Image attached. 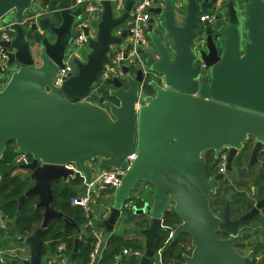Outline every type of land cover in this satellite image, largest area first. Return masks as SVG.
I'll use <instances>...</instances> for the list:
<instances>
[{"label": "water", "instance_id": "water-1", "mask_svg": "<svg viewBox=\"0 0 264 264\" xmlns=\"http://www.w3.org/2000/svg\"><path fill=\"white\" fill-rule=\"evenodd\" d=\"M156 1L143 29L148 43L141 57L124 60L131 31L121 26L134 0L125 1L118 17L111 0H100L85 59L71 55L75 70L55 86L53 75L75 45L73 21L81 18V8H72V0H0L2 26L12 34L0 39L7 56L0 63V157L11 142L16 153L31 156L28 164L17 166L28 171L22 179L33 183L18 196L16 214L31 195L43 208L40 225L17 236L29 248L22 264H43L41 233L52 218L75 227L69 254L74 262L80 228L55 208L51 182L80 173L79 189L86 191L101 169L111 167L125 172L120 185H103L110 202L102 220L107 231L114 229L135 186L152 185L150 199L131 209L149 217L148 225L137 229L144 238L139 264L153 257L169 199L181 220L170 242L187 233L193 247L182 264H246L251 258L234 240L251 219L263 216L264 196L258 193L254 205L234 219L229 200L213 211L208 193L224 175L209 177L201 153L213 150L217 156L228 147L230 170L233 155L251 135L256 142L248 165L237 175L257 161L264 144V0ZM204 12L212 16L199 21ZM113 47L123 50L124 59L100 80ZM12 66L7 79L3 73ZM93 94L96 101L87 99ZM133 152L129 164L126 156Z\"/></svg>", "mask_w": 264, "mask_h": 264}, {"label": "trees", "instance_id": "trees-1", "mask_svg": "<svg viewBox=\"0 0 264 264\" xmlns=\"http://www.w3.org/2000/svg\"><path fill=\"white\" fill-rule=\"evenodd\" d=\"M14 148V143L11 142L7 144L4 153L0 157V210L5 222H11L9 227H5L6 230L14 232L17 236H27L40 225L43 208L36 205L38 197L36 195H31L24 199L18 214H16L17 198L24 193L30 186V183L29 180H23L22 174L17 172L18 165L14 163V157L17 153L14 151ZM208 152L211 151L208 150ZM29 157L31 158L30 155ZM81 180L82 178L76 174L74 177H70L68 181H63L61 179L53 180L51 182V187L55 208L70 217L79 228H83L75 263L86 264L93 241L91 227L87 224L89 217L81 207L70 204V198L76 194L71 188V185L79 184ZM262 188L264 189V185ZM128 200H131L137 205L143 203L141 199H137L136 196L132 194ZM216 202L217 198L215 199V203ZM130 211L131 210L124 209L123 213L129 218L131 216ZM180 222L181 220L174 211L173 206L167 207L163 215V228L157 233L153 244L154 250L162 249V264H182L183 255H189L192 251L191 239L187 233L179 234L171 242L170 240L167 241L169 230ZM11 226L13 230H11ZM0 230H2V228ZM75 234V227L65 226L64 221L60 218H52L41 233V241L44 244L43 261L45 262L52 256H57L58 246L61 243L65 244V248L60 255L62 256V254H65V256H69L73 248ZM248 238V233H243L237 238V244L234 246L239 252H241V249L247 247L245 241L248 240ZM122 249L142 250L143 245L136 240L124 241L120 236L111 234L106 240L102 262L104 264H111L114 256L118 255ZM259 250H264L263 243H259L253 248L251 258L247 260L246 264H256ZM259 260V264H264L263 259L259 258ZM128 262L129 264H137V259L132 255L129 256ZM0 264H22V261L11 259Z\"/></svg>", "mask_w": 264, "mask_h": 264}, {"label": "built area", "instance_id": "built-area-1", "mask_svg": "<svg viewBox=\"0 0 264 264\" xmlns=\"http://www.w3.org/2000/svg\"><path fill=\"white\" fill-rule=\"evenodd\" d=\"M113 3V12L119 15L124 10V5L126 0H111ZM156 0H134L131 9L129 11L130 15V25L129 30L131 31V35L127 38L128 41V51L127 56L123 58V50L117 47H113L111 54L109 55V61L104 64L105 69L100 73V80H104L110 76V74L115 73L118 69V62L121 59L128 60L133 57L140 58L142 48L145 47L148 43V39L144 33V26H146L148 19L151 16V12L149 8L155 5ZM72 8L80 7L81 8V18H75L73 21V41L75 45L81 46L86 43L87 36L94 37V31L92 32L90 26L88 24L87 15L93 12L99 13L102 10V6L100 4V0H72L71 4ZM212 14L205 13L204 15L199 16V21H204L207 18H210ZM99 20V19H98ZM97 20V21H98ZM87 31V34H86ZM120 30H116V33H120ZM12 37V34L5 27L0 25V39L9 40ZM73 53L66 56L63 60V67H58L53 75V84L55 86L61 85L64 77H66L68 72L73 71L72 63H71V55ZM7 56L3 49L0 47V63L2 61H6ZM135 158V153H131L126 156L129 164ZM226 155L225 153H221L218 157V170H222L224 167ZM31 158L28 154L25 153H17L14 157V163L16 165H24L30 162ZM71 167V165H68ZM125 170L119 167H111V168H103L100 170V173L96 175L95 179L92 178L91 182L87 185V190L83 191L80 194L74 195L70 198V204L74 206H79L83 209L87 216L90 215L91 210V202L93 201L91 187L94 185V181L98 180L100 184L110 185V186H118L121 183V177L124 174ZM133 202L128 200L124 204V209L131 210ZM5 220L3 219V214L0 210V229L3 228ZM88 225L91 227V235L93 237V241L91 243V249L88 255V260L86 264H104L102 262L103 251L106 247V240H104L97 230H95L91 222L88 221ZM173 234V228H171L168 232L167 241L170 240ZM65 244L61 243L58 246V259H62L63 257L60 253L64 250ZM161 251L162 249H157L154 257L151 259L149 264H162L161 262ZM122 254H131L133 256H140L141 253L138 250H128L122 249ZM118 259V255H115L113 258V264ZM7 261V255L0 248V263H5Z\"/></svg>", "mask_w": 264, "mask_h": 264}, {"label": "flooded vegetation", "instance_id": "flooded-vegetation-1", "mask_svg": "<svg viewBox=\"0 0 264 264\" xmlns=\"http://www.w3.org/2000/svg\"><path fill=\"white\" fill-rule=\"evenodd\" d=\"M255 142V137L251 135H248L247 138L242 141L241 149L237 150L231 159L230 170L227 169V157L229 155L228 147H222L217 156H215L213 150H210L211 152L205 150L201 153L209 177L218 173L224 175L223 178L218 180L214 191L208 193L209 204L213 211H220L223 209L226 200H229L230 218L234 219L254 205L258 193H260V197L264 196V192H261L264 185V144L257 154V161L245 172L237 175L238 170L247 167L249 155ZM221 153H225L226 158L223 169L218 170V157ZM216 198L217 202L215 203ZM252 221H254V219H251L250 223H252ZM249 229V227L243 228L239 232L238 237L246 233ZM218 236L221 238L228 237L227 234L221 232H218ZM238 237L235 238L234 245L237 244Z\"/></svg>", "mask_w": 264, "mask_h": 264}, {"label": "crops", "instance_id": "crops-1", "mask_svg": "<svg viewBox=\"0 0 264 264\" xmlns=\"http://www.w3.org/2000/svg\"><path fill=\"white\" fill-rule=\"evenodd\" d=\"M111 3H112V1H111ZM156 4H157V2L155 3V5ZM112 11H113V3H112ZM205 13L206 12H204L201 15H204ZM113 15L115 17H118L121 14L117 15L116 13L113 12ZM129 25H130V15L128 13V17L125 19V22H124V24L121 27L122 28L123 27L129 28ZM122 28L119 29L120 30L119 32H121ZM72 67H73V71H74L75 70V67H74V64L73 63H72ZM87 99H89L90 101H96L97 100V97H96V100H93V97L92 96H90V98H87ZM88 163L91 164L90 161H88ZM91 167L92 168L94 167V164L93 163L91 164ZM17 172L20 173V174H22V175H25L26 173H28V171H26L25 169H21V168H18ZM77 174L82 178V180H81V182H79V184L71 185V188L76 193L75 195L80 194V193L83 192V191H81L79 189V186L83 182V177H82V175L80 173H77ZM69 178L70 177H68L67 180H65V181H68ZM29 183H30V186H31L33 182L31 180H29ZM143 186L146 187V185H144V184H143ZM135 188L133 189L134 193L132 191L131 194L134 195V196H136L137 199H141L142 201H144V200L147 201V200L150 199V196L147 194L148 191H146V192L143 191L144 189H141V185L140 184L137 185V187L135 186ZM132 205L133 206H137V207L142 206V204L141 205H137V204H134V203ZM91 207H92V202H91ZM167 207H169V204H167ZM91 211H92V208L90 210V215L88 216L89 217V220L88 221L91 222V224L93 225V227H95L94 229L98 231V233L100 234V236L104 240H107V238L111 234H116V235L120 236L124 241L136 240L138 243H140V244L143 245V249L142 250H138V251L141 253V255L144 253V238H143L142 235L139 234V232L137 231V229L143 228V227H145V226L148 225V222H149V217L148 216H146V215H140V214H135L134 211L131 210L130 211L132 213L131 216L129 218L125 216L126 218L124 217V219H123V223L127 224L128 227H129L128 230H124V231L119 232V230L116 231L115 229H113L112 231H107L106 228H105V226L102 224V220L107 216V210H105L102 213L101 218H98L96 215H94L93 213H91ZM262 213H263V216L260 219H254V221H252L251 225L249 226L250 229L248 230V235L250 233H252L253 234V237H257V235H258V237H261V240L262 241L257 242L255 244V246H257L259 243L260 244L263 243V245H264V222L262 221V220H264V211ZM140 221H141V224H140ZM3 228H4V226H3ZM79 230L80 231L78 233V238H79V241H80L81 234L83 233V228L82 229L80 228ZM6 239L7 238H5V241H7V242L5 244H0V248L7 255V261L8 260H11V259H17V260L21 261L19 257L9 254V253H12V249H13L12 246L13 245L10 246L11 245V242H9V240H6ZM255 246H254V248H255ZM22 248H23L22 250L25 252V256L23 257V260H24V259H27L28 256H29V248H28L27 245L25 247L23 246ZM128 250L131 251L132 249H128ZM26 251H27V254H26ZM262 251H263V255H264V250H259L258 251L259 257H261L260 254H261ZM155 253H156V250H154L153 257L155 255ZM129 256H132V255L131 254H122L120 252L118 254V259L115 262V264H129V262H128ZM257 258H258V256H257ZM263 260H264V257H263ZM43 264H77V263H75V260H74V262H72L70 260L69 256H65V257H63L60 260L58 259L57 256H52V257H50V259L48 258V260H46L45 262L43 261ZM111 264H113V261H112ZM137 264H139V261L138 260H137Z\"/></svg>", "mask_w": 264, "mask_h": 264}, {"label": "rangeland", "instance_id": "rangeland-1", "mask_svg": "<svg viewBox=\"0 0 264 264\" xmlns=\"http://www.w3.org/2000/svg\"><path fill=\"white\" fill-rule=\"evenodd\" d=\"M116 13V11H115ZM87 20H88V24L90 26L91 31H94V36L96 34V23L97 20L99 19V13L93 12L87 15ZM5 17H3L2 19H0V25H2V22L4 21ZM70 51H72V55H77L82 59H85V55L86 53L89 51V48L87 47V44L84 43L81 46L79 45H71L70 46ZM142 54V53H141ZM5 61H2V63L4 64ZM15 70V67L12 66L10 69H7L3 75H5L7 78L10 76V72ZM95 85V84H94ZM93 100H96V94L92 95ZM90 98V96H89ZM96 175L93 177L95 179ZM142 183V184H141ZM138 183L137 185H141V189H144L143 191H149V189H152V185L150 183L147 182H141ZM146 185V187L143 186ZM137 187V186H136ZM136 189V188H135ZM255 191V190H254ZM91 192H92V197H93V201H92V211L91 213H93L94 215H96L98 218H101L102 213L106 210L107 207L110 206V202L108 201V194L107 191L104 189V187L100 184V182L98 180L94 181V185L91 187ZM134 193V191H133ZM98 198V199H97ZM170 198V197H169ZM209 198V195H208ZM168 204L169 207L173 206V202L169 199L168 200ZM108 213V211H107ZM132 213L130 212V215ZM127 216L126 214H121L120 217L118 218V220L115 223L114 229L116 231L119 230V232L124 231V230H128L129 227L127 224L123 223V219L124 217ZM126 218V217H125ZM264 222V220H262ZM1 231V230H0ZM248 233V231L246 232ZM5 238H7L6 240H9V242H11L12 246V253H9L11 255L17 256L20 258V260H23V257L25 256V252L22 250L23 246L25 247L26 244H24L21 241L17 240V235L14 232L8 231L6 230V228H2V231L0 232V244H5L7 241H5ZM261 240V237H253V234L250 233L249 234V239L245 241V244L247 247L241 249V253L243 255H246L248 253L252 254V250L255 246V244ZM27 254V251H26ZM261 257H259L258 254V260L256 262V264H259V258L263 259L264 255H263V251L260 254Z\"/></svg>", "mask_w": 264, "mask_h": 264}]
</instances>
